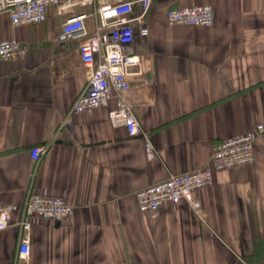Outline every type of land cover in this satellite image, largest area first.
<instances>
[{"label":"crops","instance_id":"crops-1","mask_svg":"<svg viewBox=\"0 0 264 264\" xmlns=\"http://www.w3.org/2000/svg\"><path fill=\"white\" fill-rule=\"evenodd\" d=\"M202 3L214 7L213 24L167 22L169 7ZM63 20L55 5L35 24L13 26L0 12V39L28 47L0 59V204L21 205L32 190L74 205L67 219L33 220L27 260L14 210L0 264H264V132L253 162L215 170L198 190L200 211L183 200L145 212L135 196L206 166L219 141L264 123V0H153L128 91L153 158L145 136L113 125L108 107L70 114L87 71L78 42L58 40ZM87 24L94 29V16ZM37 144L49 148L34 161Z\"/></svg>","mask_w":264,"mask_h":264},{"label":"built area","instance_id":"built-area-1","mask_svg":"<svg viewBox=\"0 0 264 264\" xmlns=\"http://www.w3.org/2000/svg\"><path fill=\"white\" fill-rule=\"evenodd\" d=\"M140 3V12L133 13V5ZM153 0H0V12L9 14L13 26L35 24L45 21L48 7L55 5L64 16L58 40L77 41L81 60L86 67L87 82L74 100L70 114L108 107L113 125H123L130 135L143 134L150 158L156 150L149 135L142 129L128 97L130 67L140 65L141 58L134 49L136 33L149 34L146 14ZM93 5L89 10L88 6ZM82 7V8H81ZM85 7V9H84ZM77 8H80L77 10ZM95 18L94 29L87 19ZM167 22L173 24L211 25L215 21V9L211 4H193L169 7ZM28 47L16 36L0 39V59L23 57ZM115 103L111 106V101ZM264 132V123L253 129L219 141L211 154L210 162L203 167L171 173L165 179L139 188L135 192L141 211H156L162 204H179L187 201L200 211L199 189L213 182L214 171L246 165L255 159V144ZM47 144L31 148L34 161L48 151ZM21 212L19 256L25 260L30 255L31 230L35 218L67 219L74 205L65 197L29 191L21 205L0 204V239L10 225L12 212Z\"/></svg>","mask_w":264,"mask_h":264}]
</instances>
